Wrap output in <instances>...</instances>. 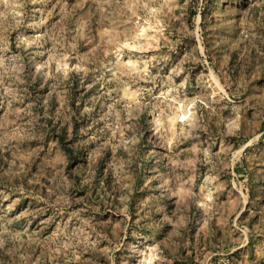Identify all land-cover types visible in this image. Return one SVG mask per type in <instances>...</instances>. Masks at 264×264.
<instances>
[{
  "label": "rangeland",
  "instance_id": "374dc122",
  "mask_svg": "<svg viewBox=\"0 0 264 264\" xmlns=\"http://www.w3.org/2000/svg\"><path fill=\"white\" fill-rule=\"evenodd\" d=\"M0 264H264V0H0Z\"/></svg>",
  "mask_w": 264,
  "mask_h": 264
}]
</instances>
